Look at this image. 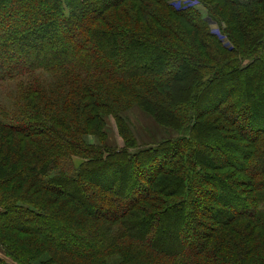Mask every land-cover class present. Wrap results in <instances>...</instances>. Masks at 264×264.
<instances>
[{
  "label": "trees",
  "instance_id": "16d2710c",
  "mask_svg": "<svg viewBox=\"0 0 264 264\" xmlns=\"http://www.w3.org/2000/svg\"><path fill=\"white\" fill-rule=\"evenodd\" d=\"M194 1L0 0V264H264V0Z\"/></svg>",
  "mask_w": 264,
  "mask_h": 264
},
{
  "label": "rangeland",
  "instance_id": "374dc122",
  "mask_svg": "<svg viewBox=\"0 0 264 264\" xmlns=\"http://www.w3.org/2000/svg\"><path fill=\"white\" fill-rule=\"evenodd\" d=\"M176 1H179V0H176ZM191 5H194L195 7H202V2H201V0H199V2H198V0H195L193 3H191ZM214 31L221 33V30L217 24L214 26ZM51 36H53V34H51L50 37ZM222 42L226 46L230 45V43L226 37L222 39ZM131 113H132L131 114V121L132 122L130 124L133 125V128L136 130V132L134 133L136 138L138 137L141 141H144L146 143H151L153 141V138L150 137L151 133L149 132V130L154 131L155 137L159 141H161L164 137L167 136V132H165L163 128H158L151 119H149V118L147 119V117L144 116L138 109H136L135 111H132ZM106 126L108 127V131H109V133L106 134V138H105L106 145L114 146L118 149H123L124 145H125V143H124L125 140L122 138L121 134L119 133L120 128H118V123L112 115L109 117V122ZM106 126H105V128H107ZM105 128H104V131H105ZM84 141L86 143L87 142L93 143L96 146H102V144H103V142L101 140H98V138L94 137L92 134H87ZM218 148L216 149V151L218 152L217 153L218 157H219L218 160L223 162V160H225V158H226L225 157L226 151H224V150L222 151L220 148L219 149ZM229 152H231V151H229ZM227 155H229V154H227ZM239 155H241V153ZM111 173H112V170L110 169L108 174H111ZM115 201H118V199L116 198ZM101 208L103 209L104 206ZM232 211H234V208L232 209ZM0 256L6 258L5 252L3 251V249L1 247H0Z\"/></svg>",
  "mask_w": 264,
  "mask_h": 264
},
{
  "label": "crops",
  "instance_id": "0c3cea01",
  "mask_svg": "<svg viewBox=\"0 0 264 264\" xmlns=\"http://www.w3.org/2000/svg\"><path fill=\"white\" fill-rule=\"evenodd\" d=\"M1 257V256H0Z\"/></svg>",
  "mask_w": 264,
  "mask_h": 264
}]
</instances>
